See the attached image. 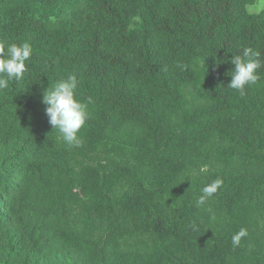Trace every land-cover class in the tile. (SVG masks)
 <instances>
[{
	"label": "trees",
	"instance_id": "obj_1",
	"mask_svg": "<svg viewBox=\"0 0 264 264\" xmlns=\"http://www.w3.org/2000/svg\"><path fill=\"white\" fill-rule=\"evenodd\" d=\"M263 5L0 0V43L33 48L0 90V264H264V67L227 87L233 55L264 60ZM70 75L80 147L42 102Z\"/></svg>",
	"mask_w": 264,
	"mask_h": 264
},
{
	"label": "clouds",
	"instance_id": "obj_2",
	"mask_svg": "<svg viewBox=\"0 0 264 264\" xmlns=\"http://www.w3.org/2000/svg\"><path fill=\"white\" fill-rule=\"evenodd\" d=\"M33 48L30 43L15 42L5 46L0 43V90L6 89L10 81H19L27 72L26 62L30 60ZM231 63V81L227 87L244 94L246 86L257 84L260 80L259 69L264 67L261 52L245 47L242 55H233ZM183 67V66H181ZM79 81L75 75L56 81L43 92L42 102L46 105L45 113L52 129L58 130L63 140L70 147H80L82 139L80 131L91 119L88 105L93 103V98L88 97L87 103L77 98ZM223 181L220 178L213 180L201 189V194L196 198V206L203 207L221 189ZM248 236V231L241 228L232 238L233 248L241 246L243 238Z\"/></svg>",
	"mask_w": 264,
	"mask_h": 264
},
{
	"label": "rangeland",
	"instance_id": "obj_3",
	"mask_svg": "<svg viewBox=\"0 0 264 264\" xmlns=\"http://www.w3.org/2000/svg\"><path fill=\"white\" fill-rule=\"evenodd\" d=\"M259 3L261 4V3H263V1H260ZM259 3H258V4H259ZM263 6H264V5H263ZM249 9H250V11H258V10L261 9V8H259V7H255V8H254L253 6H251V7H249Z\"/></svg>",
	"mask_w": 264,
	"mask_h": 264
}]
</instances>
